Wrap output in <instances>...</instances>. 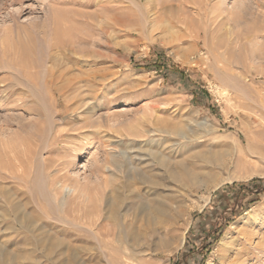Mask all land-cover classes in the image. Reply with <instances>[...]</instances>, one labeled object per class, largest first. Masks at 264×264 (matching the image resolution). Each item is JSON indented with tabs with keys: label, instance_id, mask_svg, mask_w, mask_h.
Masks as SVG:
<instances>
[{
	"label": "rangeland",
	"instance_id": "374dc122",
	"mask_svg": "<svg viewBox=\"0 0 264 264\" xmlns=\"http://www.w3.org/2000/svg\"><path fill=\"white\" fill-rule=\"evenodd\" d=\"M165 1L0 0V264H264V0Z\"/></svg>",
	"mask_w": 264,
	"mask_h": 264
},
{
	"label": "bare ground",
	"instance_id": "6f19581e",
	"mask_svg": "<svg viewBox=\"0 0 264 264\" xmlns=\"http://www.w3.org/2000/svg\"><path fill=\"white\" fill-rule=\"evenodd\" d=\"M153 1H155V0H153ZM165 1V0H164ZM176 1H178L177 2V4H175V6L177 7H174V4L173 3H171V1L169 2L170 4H168L167 3V1H165V2H163V4L161 5L162 7V9H169V10H174V8H176V10L177 11H179V12H181V13H185L186 12V9H187V0H186V2L184 1V0H176ZM192 1V0H191ZM194 1V0H193ZM209 2V0H206V2ZM212 1V0H211ZM197 2H199V0H197ZM205 2V3H206ZM241 2V1H240ZM156 3V2H155ZM195 3V2H194ZM204 3V2H203ZM204 3V4H205ZM159 4V3H158ZM156 5L155 7H154V9L153 10H157V12H158V10H159V7L158 6H160V5ZM200 5V7L199 8H201V5H202V2H201V4H199ZM205 5H207V4H205ZM205 5L203 6L202 5V7H205ZM209 6V5H208ZM189 8H190V6H188ZM192 7V6H191ZM197 7H198V4H197ZM212 9V8H211ZM210 9V10H211ZM237 9V7L235 6V7H233V8H231V9H222L221 7H219V6H217V8H216V10L219 12V15L221 16L222 14H224V12L226 11L227 12V14H228V17H226V18H223V20L222 21H220L219 23H216L217 21L216 20H213L210 24L209 23H206L205 24V29H207V28H210L211 26H220V27H222V26H224V28L225 27H232V26H235V25H240V24H242V22L240 21V19H238L236 22H231V19H233L232 18V15H234V13H235V10ZM151 10V9H150ZM196 10V9H195ZM205 10V9H204ZM216 11V12H217ZM197 12H199V11H197ZM211 12V11H210ZM159 13H160V11H159ZM239 13V12H238ZM236 14V13H235ZM149 15V14H148ZM235 16V15H234ZM149 18V17H148ZM235 18V17H234ZM216 19V18H215ZM218 20V19H217ZM156 21V20H155ZM177 22V21H176ZM181 22H183L184 24H188V21H183V20H181ZM153 25V24H152ZM220 29V28H219ZM232 30V29H231ZM52 33V32H51ZM53 46V45H52ZM65 46V45H64ZM66 47V46H65ZM194 57V56H193ZM26 61V60H25ZM24 61V62H25ZM35 61V60H34ZM23 62V61H22ZM26 63V62H25ZM31 63V62H30ZM41 64V63H40ZM28 65V64H27ZM32 66H33V63L31 64ZM59 65V64H58ZM18 66V65H17ZM37 67V66H36ZM18 69H19V66L17 67ZM31 68V67H30ZM37 68H39V64H38V67ZM43 68V67H42ZM42 68H41V70H42ZM20 69H23V68H20ZM25 69V68H24ZM33 70H34V66H33V68H32ZM31 69V70H32ZM27 70V69H26ZM28 70L30 71V69L28 68ZM33 70H32V72H33ZM52 70V69H51ZM15 71H16V73H17V70H16V68H15ZM20 71V70H19ZM35 71H36V69H35ZM38 71H39V69H38ZM50 71V70H49ZM21 72V71H20ZM24 72L26 73L27 71H25L24 70ZM23 72V73H24ZM224 72V71H223ZM19 73V72H18ZM29 73V72H28ZM28 73H26V74H28ZM19 75V74H18ZM35 75H36V73H35ZM16 76V75H15ZM24 76V75H23ZM30 76L33 78V76L31 75V73H30ZM25 77V76H24ZM34 79V78H33ZM25 80V79H24ZM50 80L48 79V77L46 78V80H45V82H49ZM71 82V81H70ZM6 83V82H5ZM95 83V82H94ZM32 84V83H31ZM94 85H96V84H94ZM6 86H7V84H6ZM67 86V85H66ZM64 88V87H63ZM90 88H91V86H90ZM80 90V88H79V86L77 87V90ZM225 90H223V92H224ZM227 92L225 91L224 92V94H226ZM91 110V109H90ZM108 163H109V161H108ZM66 179V178H65ZM74 179V178H73ZM44 181V180H43ZM42 181V182H43ZM74 181V180H73ZM78 182V181H77ZM47 184V183H46ZM79 184H80V182H79ZM79 184H77V186H75L74 187V189H73V195H74V193H76L77 192V195H78V197H79V199L82 197H86V200L87 199H89L88 200V202L90 201V199L92 198L90 195H87L88 194V192L86 191V189H84L83 187L85 186V184H83V186L81 187V186H79ZM76 185V184H75ZM82 185V184H81ZM68 187V186H67ZM67 187H65V188H67ZM48 188V187H47ZM64 189V188H63ZM70 192V191H69ZM68 192V193H69ZM75 197V196H74ZM77 198V197H76ZM84 199V198H83ZM78 200V199H77ZM85 200V201H86ZM161 211V210H160ZM159 211V212H160ZM163 211V210H162ZM115 216H116V213H115ZM88 217V216H87ZM36 218V217H35ZM36 220H38L37 218H36ZM25 222L26 221H24L23 219H20V224H25ZM33 222V221H32ZM33 224V223H32ZM31 224V225H32ZM92 224H93V228H96V230H94V231H92L93 232V234H94V232L96 233L95 235L97 236V239L98 240H100L101 238V235L103 234V231L104 230H106V227H105V225H103V224H97V223H93L92 222ZM80 225V224H79ZM107 225V224H106ZM26 226V225H25ZM29 228V227H28ZM110 228V227H109ZM91 229V228H90ZM109 230V229H108ZM107 230V231H108ZM115 230V229H114ZM92 232H91V234H92ZM111 233V232H110ZM117 233V232H116ZM92 234V235H93ZM94 236V235H93ZM93 236H91V237H93ZM91 237H87V242L88 243H94L93 241H92V239H90ZM163 239V238H162ZM158 240H159V238H158ZM161 241V240H160ZM224 241H225V239H224ZM224 241H222V243L224 242ZM115 242V241H114ZM99 244L101 245L100 247L103 249V245H102V243L99 241ZM150 244V243H149ZM108 245V244H107ZM96 246V245H95ZM112 246V245H111ZM107 246H105V248H106ZM110 248V247H109ZM112 250V249H111ZM110 249H109V251H111ZM108 251V252H109ZM122 250L120 249V252L118 251V248L117 249H114V250H112L111 252H109L108 253V255H106V253H105V255H106V257H107V260H108V263L109 264H139V263H141L140 262V260H137L136 259V257H135V255L132 253V252H129V249L128 248H125L124 250H123V252H121ZM103 252H104V249H103ZM237 260H238V258H237Z\"/></svg>",
	"mask_w": 264,
	"mask_h": 264
},
{
	"label": "trees",
	"instance_id": "16d2710c",
	"mask_svg": "<svg viewBox=\"0 0 264 264\" xmlns=\"http://www.w3.org/2000/svg\"><path fill=\"white\" fill-rule=\"evenodd\" d=\"M263 180L264 179H255L254 181H253V183H256V182H263ZM260 191V189H258L257 190V192H259ZM259 199L258 198H256V199H254L253 200V202H256V201H258ZM203 250H204V253H205V255H204V257L207 255V253L209 252V250H210V247H207V246H204V248H203ZM187 256V255H186ZM174 264H188L187 263V260H185L184 258L181 260V261H177L176 263H174Z\"/></svg>",
	"mask_w": 264,
	"mask_h": 264
}]
</instances>
